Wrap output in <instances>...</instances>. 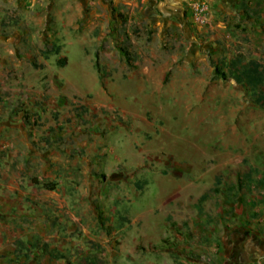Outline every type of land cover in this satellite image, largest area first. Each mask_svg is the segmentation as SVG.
I'll return each instance as SVG.
<instances>
[{
  "label": "rangeland",
  "instance_id": "374dc122",
  "mask_svg": "<svg viewBox=\"0 0 264 264\" xmlns=\"http://www.w3.org/2000/svg\"><path fill=\"white\" fill-rule=\"evenodd\" d=\"M244 64L264 72V0H0V264H243L233 236L264 228Z\"/></svg>",
  "mask_w": 264,
  "mask_h": 264
},
{
  "label": "crops",
  "instance_id": "0c3cea01",
  "mask_svg": "<svg viewBox=\"0 0 264 264\" xmlns=\"http://www.w3.org/2000/svg\"><path fill=\"white\" fill-rule=\"evenodd\" d=\"M259 221L264 222V217ZM236 232V231H235ZM233 236L235 248H239L238 257L243 264H264V228L261 232L259 228L252 227L249 231L243 233L237 231Z\"/></svg>",
  "mask_w": 264,
  "mask_h": 264
},
{
  "label": "trees",
  "instance_id": "16d2710c",
  "mask_svg": "<svg viewBox=\"0 0 264 264\" xmlns=\"http://www.w3.org/2000/svg\"><path fill=\"white\" fill-rule=\"evenodd\" d=\"M125 61L129 64L131 56L128 54V52L125 49L121 50ZM253 68H248L247 64H244L241 66V70L237 74V79L239 82L242 83L243 86H247L249 88L258 89L263 84L264 81V72L262 70H257L254 65H252ZM261 99V96H258L255 101H259ZM26 119V118H25ZM27 121V119L25 120ZM47 187V184H43ZM48 189H52L51 186H48Z\"/></svg>",
  "mask_w": 264,
  "mask_h": 264
},
{
  "label": "built area",
  "instance_id": "2783aa9c",
  "mask_svg": "<svg viewBox=\"0 0 264 264\" xmlns=\"http://www.w3.org/2000/svg\"><path fill=\"white\" fill-rule=\"evenodd\" d=\"M192 20L196 25L204 26L207 23V6L205 2H196L191 6Z\"/></svg>",
  "mask_w": 264,
  "mask_h": 264
}]
</instances>
